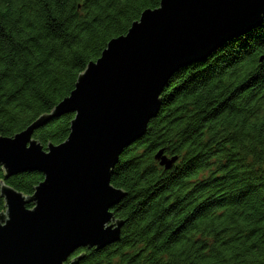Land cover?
<instances>
[{
	"label": "trees",
	"instance_id": "trees-1",
	"mask_svg": "<svg viewBox=\"0 0 264 264\" xmlns=\"http://www.w3.org/2000/svg\"><path fill=\"white\" fill-rule=\"evenodd\" d=\"M161 0H0V136L55 107L112 38ZM147 132L127 147L112 184L118 241L82 248L78 264H264V21L206 60L178 70ZM75 113L38 128L44 149L64 142ZM173 160L167 168L158 154ZM44 174L6 177L26 196ZM34 203H29L32 208Z\"/></svg>",
	"mask_w": 264,
	"mask_h": 264
},
{
	"label": "water",
	"instance_id": "water-1",
	"mask_svg": "<svg viewBox=\"0 0 264 264\" xmlns=\"http://www.w3.org/2000/svg\"><path fill=\"white\" fill-rule=\"evenodd\" d=\"M263 21L264 0H161L109 41L52 113L13 137L0 136L7 178L44 174L31 196L2 183L0 264H78L80 255L69 259L80 249L118 241L125 221L112 209L126 193L112 184L113 169L147 132L170 79ZM66 113H75L68 138L44 149L35 131ZM161 153L169 168L173 160Z\"/></svg>",
	"mask_w": 264,
	"mask_h": 264
},
{
	"label": "rangeland",
	"instance_id": "rangeland-1",
	"mask_svg": "<svg viewBox=\"0 0 264 264\" xmlns=\"http://www.w3.org/2000/svg\"><path fill=\"white\" fill-rule=\"evenodd\" d=\"M159 161L161 162V159H159ZM264 166V165H263Z\"/></svg>",
	"mask_w": 264,
	"mask_h": 264
}]
</instances>
